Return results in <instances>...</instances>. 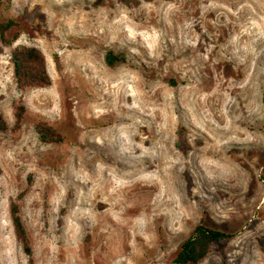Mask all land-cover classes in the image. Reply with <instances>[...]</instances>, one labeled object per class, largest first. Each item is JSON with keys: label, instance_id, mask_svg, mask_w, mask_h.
<instances>
[{"label": "rangeland", "instance_id": "374dc122", "mask_svg": "<svg viewBox=\"0 0 264 264\" xmlns=\"http://www.w3.org/2000/svg\"><path fill=\"white\" fill-rule=\"evenodd\" d=\"M10 19L5 35L17 39L0 41V264H30L13 200L33 264H173L200 223L232 237L199 264H264V0H0V22ZM17 45L42 51L48 86L18 91ZM107 51L124 59L108 63ZM38 121L65 140L41 142ZM180 124L195 149L185 154ZM216 138L221 173L202 151Z\"/></svg>", "mask_w": 264, "mask_h": 264}, {"label": "trees", "instance_id": "16d2710c", "mask_svg": "<svg viewBox=\"0 0 264 264\" xmlns=\"http://www.w3.org/2000/svg\"><path fill=\"white\" fill-rule=\"evenodd\" d=\"M16 25V22L11 19L0 22L1 42L10 44L17 39L18 33L12 39H8L5 35L9 28ZM123 59L124 57L120 53L114 54L112 51H107L106 53L108 63ZM10 62L12 64L16 88L20 93H23L27 88H42L50 84L51 80L47 71L45 57L36 46H15L10 53ZM24 113L25 106L22 96H20L15 108V127H19L24 118ZM6 129L7 124L0 111V132ZM35 131L41 142L61 143L65 140L64 134L45 121H38L35 124ZM21 196L22 193L18 195V198ZM9 214L15 238L20 243L23 252L29 257V263L33 264V249L20 215L18 201H11ZM230 237H232V234L224 230L201 223L197 224L180 244L172 262L173 264H199L206 258L212 245L227 240Z\"/></svg>", "mask_w": 264, "mask_h": 264}, {"label": "bare ground", "instance_id": "6f19581e", "mask_svg": "<svg viewBox=\"0 0 264 264\" xmlns=\"http://www.w3.org/2000/svg\"><path fill=\"white\" fill-rule=\"evenodd\" d=\"M144 94V93H143ZM140 95H142V94H140ZM143 96V95H142ZM198 96V95H197ZM207 96V95H206ZM205 96V97H206ZM211 96V95H210ZM190 97V96H189ZM196 97V96H195ZM210 98V97H209ZM213 99V98H212ZM193 100V99H192ZM196 100V99H195ZM211 100V99H210ZM191 101V100H190ZM213 101V100H212ZM194 102V101H193ZM191 103V102H190ZM189 103V104H190ZM208 103V102H207ZM208 105H209V103H208ZM186 107H188L187 105H186ZM192 107V106H191ZM197 107V106H196ZM199 107V106H198ZM169 108V107H168ZM128 109V108H127ZM186 109H190V108H186ZM197 109H200V108H197ZM125 110V109H124ZM130 110V109H129ZM138 110V109H137ZM152 110H154V109H151V111ZM132 111V110H131ZM175 111V110H174ZM189 111V110H188ZM194 111V110H193ZM201 111V110H200ZM100 112V111H99ZM214 112V111H213ZM113 113V112H112ZM118 113H120V112H118ZM135 113V112H134ZM196 113V112H195ZM201 113H203V111L201 112ZM148 114V113H147ZM161 114V113H160ZM199 114V113H198ZM204 114V113H203ZM202 114V115H203ZM209 114V113H208ZM120 115V114H119ZM162 115V114H161ZM112 116H114V115H112ZM118 116V115H117ZM159 116V115H158ZM191 116V115H190ZM223 116V115H222ZM236 116V115H235ZM116 116H114V118H115ZM121 117V116H120ZM143 117V116H142ZM147 117V116H146ZM151 117V116H150ZM157 117V116H156ZM163 117V116H162ZM194 117V116H193ZM245 117V116H244ZM154 117L152 116V118L151 119H153ZM165 118V117H164ZM182 118V117H181ZM190 118H192V117H190ZM198 118V117H197ZM113 119V118H112ZM131 119V118H130ZM133 119V118H132ZM151 119L149 120V121H151ZM170 119V118H169ZM194 119H195V117H194ZM202 119V118H201ZM207 119V118H206ZM223 119V118H222ZM238 119V118H237ZM99 120V119H98ZM117 120V119H116ZM126 120V119H125ZM137 120V119H136ZM155 120V119H154ZM160 120H162V119H160ZM165 120V119H164ZM225 120V119H224ZM236 120V119H235ZM122 121V120H121ZM129 121V120H128ZM127 121V122H128ZM133 121V120H132ZM194 121V120H193ZM196 121V123H198L197 122V120H195ZM214 121V120H213ZM241 121V120H240ZM242 121H243V119H242ZM114 122V121H113ZM156 122V121H155ZM170 122V121H169ZM173 122V121H172ZM189 122V121H188ZM202 122V121H201ZM245 122V121H244ZM243 122V123H244ZM136 123H137V121H136ZM196 123H195V125H196ZM207 123H209V121L207 122ZM126 124V123H125ZM138 124H140V123H138ZM156 124V123H155ZM163 124V123H162ZM192 124V123H191ZM200 124V123H199ZM203 124V122L201 123V125ZM149 125V124H148ZM151 125V124H150ZM152 125H154V124H152ZM151 125V126H152ZM193 125V124H192ZM220 125V124H219ZM218 125V126H219ZM147 126V125H146ZM163 126V125H162ZM209 126V125H208ZM171 127V126H170ZM220 127V126H219ZM180 128H182V133H181V136H180V140H181V144L183 145V148H182V150H180V152L181 153H183V154H185L189 149H194L193 148V146L189 143V141H188V137H189V135H190V133H191V131H188V129H187V127L186 126H183L182 124H180ZM154 129V128H153ZM158 129V128H157ZM205 130V129H204ZM114 131V130H113ZM119 131V130H118ZM131 131V130H130ZM158 131V130H157ZM216 131V130H215ZM117 132V131H116ZM155 132V131H154ZM160 132V131H159ZM110 133V132H109ZM156 133V132H155ZM122 134V133H121ZM163 134V133H162ZM108 135V134H107ZM160 135V134H159ZM168 135V134H167ZM221 135V134H220ZM158 136V135H157ZM156 136V137H157ZM169 136V135H168ZM167 136V137H168ZM104 137V136H103ZM110 137V136H109ZM116 137V136H115ZM162 137V136H161ZM198 137V136H197ZM219 137V136H218ZM190 138V137H189ZM130 139V138H129ZM197 140H199L200 141V138H197ZM129 141V140H128ZM162 142V141H161ZM191 142V141H190ZM212 142H213V146L211 147V145L209 146V147H207V146H203L202 147V151H203V153L205 154V156L207 157L208 156V158H207V160L205 161V162H208V164H207V168L209 169V171H210V169H211V171H213L214 173H221V172H223V165H221L220 163L224 160V156H225V150H224V144H223V141H221L220 139H218V138H216V139H214V140H212ZM211 142V143H212ZM159 143H160V141H159ZM192 143V142H191ZM208 143V142H207ZM157 145V144H156ZM166 145V144H165ZM164 145V146H165ZM170 145V144H169ZM209 145V144H208ZM87 146V145H86ZM119 147V146H118ZM156 149V148H155ZM172 149V148H171ZM152 150V149H151ZM162 150V148L160 147V151ZM165 150H167L168 151V149H167V147L165 148ZM177 150V149H176ZM195 150V149H194ZM199 150V149H198ZM98 151V150H97ZM156 151V150H155ZM154 151V152H155ZM158 151V150H157ZM156 151V152H157ZM192 151V150H191ZM201 151V150H200ZM146 152V151H145ZM189 152V151H188ZM91 153V152H90ZM151 153V152H150ZM176 153V152H175ZM135 154V153H134ZM162 154V153H161ZM161 154L159 155V158L160 159H163V157L161 156ZM202 154V153H201ZM144 155V154H143ZM157 155V154H156ZM194 155V154H193ZM198 155V154H197ZM200 155V154H199ZM198 155V156H199ZM204 156V157H205ZM147 157V156H146ZM158 157V156H157ZM109 158V157H108ZM111 158V157H110ZM113 158V157H112ZM169 158V157H168ZM174 158V157H173ZM201 158V157H200ZM75 159H76V157H75ZM79 159V158H78ZM154 159V158H153ZM177 160H178V158H177ZM83 161V160H82ZM92 161V160H91ZM125 161V160H124ZM165 161V163H166V165L167 164H170L171 165V167L172 168H174V166H175V162H172L171 160H168V159H165L164 160ZM181 161H182V159H181ZM122 162V161H121ZM147 162V161H146ZM224 162V161H223ZM116 163H119L118 161L116 162ZM124 163V162H123ZM210 163V164H209ZM91 164V163H90ZM93 164V163H92ZM105 164V163H104ZM103 164V165H104ZM115 164V163H114ZM153 164V163H152ZM84 165H85V163H84ZM94 165V164H93ZM158 165V164H157ZM165 164H164V166H166ZM169 165V166H170ZM79 166V165H78ZM82 166V165H81ZM88 166V165H87ZM119 166V165H118ZM128 166V165H127ZM131 166V165H130ZM140 166V165H139ZM161 166V165H160ZM159 166V167H160ZM189 166V165H188ZM198 166H199V164H198ZM225 166V165H224ZM74 167H75V165H74ZM82 167H84V166H82ZM95 167V166H94ZM102 167V166H101ZM105 167H108V166H105ZM104 167V168H105ZM122 167V166H121ZM137 167V166H136ZM142 167V166H141ZM200 167V166H199ZM203 167V166H202ZM234 167H235V169H237L236 168V166L234 165ZM118 168V167H117ZM123 168V167H122ZM138 168V167H137ZM182 169L180 170L182 173H184L185 175H189V173H188V170L190 169H188V167L186 166V165H184L183 167H181ZM85 169V168H84ZM87 169V168H86ZM88 169H90V168H88ZM103 169V168H102ZM108 169V168H107ZM106 169V170H107ZM110 169H112V168H110ZM129 169V168H128ZM127 169V170H128ZM131 169H132V167H131ZM135 169V168H134ZM133 169V170H134ZM145 171L147 170L146 168H143ZM142 169V170H143ZM160 169V168H159ZM82 170V169H81ZM116 170V169H115ZM114 170V171H115ZM150 170H151V168H150ZM174 170V169H173ZM176 170V169H175ZM203 170V169H202ZM165 171H167V170H165ZM207 171V170H206ZM70 172V171H69ZM113 172V171H112ZM133 172V171H132ZM135 173H136V169H135V171H134ZM173 172V171H172ZM203 172V171H202ZM205 172V171H204ZM73 173V172H72ZM105 173H106V171H105ZM138 173V172H137ZM170 173H171V171H170ZM79 174V173H78ZM88 174V173H87ZM86 174V175H87ZM172 174V173H171ZM223 174V173H222ZM105 175V174H104ZM131 175V174H130ZM106 176H108V175H106ZM205 176V175H204ZM222 176H224V175H222ZM103 178V177H102ZM107 181V180H106ZM109 182V181H108ZM128 182V181H127ZM142 182V181H141ZM222 182H223V180H222ZM104 183V182H103ZM107 183V182H106ZM144 183V182H143ZM146 183V182H145ZM222 185V184H221ZM104 187H105V185H104ZM148 187V186H147ZM174 188V187H173ZM177 189V188H176ZM188 189V188H187ZM142 190V189H141ZM173 190H175V189H173ZM144 190H142V192H143ZM151 191V190H150ZM95 192V191H94ZM162 199V198H161ZM165 201V200H164ZM163 201V202H164ZM168 201V200H167ZM179 204V203H178ZM155 206V205H154ZM129 207V206H128ZM127 217V216H126ZM155 219V218H154ZM161 227V226H160ZM85 243V242H84Z\"/></svg>", "mask_w": 264, "mask_h": 264}]
</instances>
